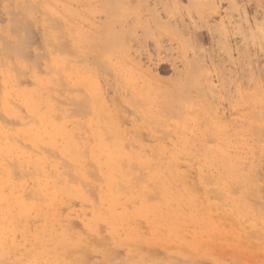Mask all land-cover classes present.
Returning a JSON list of instances; mask_svg holds the SVG:
<instances>
[{"label":"rangeland","instance_id":"374dc122","mask_svg":"<svg viewBox=\"0 0 264 264\" xmlns=\"http://www.w3.org/2000/svg\"><path fill=\"white\" fill-rule=\"evenodd\" d=\"M105 1L0 0V44L16 43L21 49L6 60L0 54V79L5 72L19 73L23 68L25 74L15 86L30 88L34 96L26 100L35 106L28 109L20 97L15 113L18 116L0 109V124L7 132V137L0 139V264H264V0H232L234 6L228 0H213L216 8L203 7L211 14L207 24L197 21L196 10L200 8L189 6L193 8L189 12V7L181 8L186 15L183 20L196 23L193 29L185 30L167 26L173 20L167 17L166 21L161 5L155 6V15L149 0L147 10L154 14L142 9L140 16L134 14V0H126L128 5L123 0ZM109 1L119 2V9L114 4L116 10H111ZM181 2L180 6L188 4L186 0ZM13 16L19 20L18 28L11 32ZM149 17L165 26L151 22ZM145 18L155 27L149 24L138 31L136 20ZM110 22L114 25L112 35L129 43L123 46L111 36V44L107 42L106 49L102 48L106 53L100 55L103 51L97 53L94 39L99 37L94 33ZM130 29L139 34H130ZM140 40L147 48H142ZM137 46H141L140 51ZM156 48L159 50L155 52ZM114 71L120 75L115 76ZM102 107L111 120L109 124L104 115V135L108 125L111 135L112 123L118 126L124 140L132 145L125 147L140 155L139 162H143H133L136 169L123 165V172H114L116 181L124 172L131 173H126L128 179L125 175L129 185L125 188L131 191L120 192L127 200L118 194L119 202L122 199L126 203H116L111 211L113 214L115 209L116 218H123L121 212L128 213L123 221L117 218V223L109 214L106 200V191L112 186L102 176L104 166L100 168L105 154L100 155L103 159L99 157L98 164L90 151L96 146L94 115ZM46 118L59 124L54 123L60 128L54 131L55 138L53 125ZM25 121L37 125L28 128ZM26 132L39 137L32 142ZM70 143L88 156L83 160L79 155L77 162L70 160L65 154V146L71 147ZM170 152L178 153L179 159L173 161ZM143 156L150 158L148 162ZM156 163L165 171V184H161L167 185L166 194L170 192L166 196L174 198L175 203L170 200L167 207L174 218L173 224L168 222L166 226L158 220V213L168 210L156 206L158 192L148 193L141 186L150 174H156L155 167L152 170ZM68 164L71 168L67 176ZM148 164L150 170L139 177L140 184L136 179V184L133 178L143 174ZM86 169L92 170L91 177L85 174ZM68 177H75L76 185ZM174 190H180L177 192L182 196H176ZM171 193L176 197L171 198ZM177 197L179 202L185 199L183 206L181 202L180 208L176 206L179 210L175 207ZM99 198L107 201L101 200L109 209V219L116 223L113 226L111 222L107 225L111 221H107L108 215L105 220L100 214L107 209L104 212L103 206L100 211L103 203ZM188 198L199 200L194 203L197 208ZM143 211L148 214L141 216ZM97 212L101 221L94 216ZM186 215L191 216L190 222ZM92 217L97 221L93 228L88 226H92L90 220L95 221Z\"/></svg>","mask_w":264,"mask_h":264},{"label":"bare ground","instance_id":"6f19581e","mask_svg":"<svg viewBox=\"0 0 264 264\" xmlns=\"http://www.w3.org/2000/svg\"><path fill=\"white\" fill-rule=\"evenodd\" d=\"M110 1H113V0H110ZM109 1V3L108 4H110V5H112V7H110V5H108L109 7H110V9L112 10L113 8H115V7H113V5L115 4V5H117L119 2H116V3H113V2H110ZM115 1V0H114ZM119 1V0H118ZM124 2L126 1V0H123ZM123 1H121V2H123ZM128 1V0H127ZM126 1V3H124V4H127V3H129V2H131V0L129 1V2H127ZM149 1H151L152 2V4H153V11L154 10H156V8H155V6H157V5H161L160 6V8H162L163 9V12H164V14H163V16L165 17V19L168 17L169 19H172L173 20V22H165L166 23V25L167 26H174V28H176V29H178L179 28V30L181 29L182 30V28H183V30H185L184 28H189L190 27V29L192 28L191 26H193L194 27V24L196 25V23L195 22H193V23H186L183 19H184V16L186 17V15H182V11H181V8L182 9H186V8H184V7H196V8H200L199 10L197 9L196 11H197V21H198V23H200L201 21L204 23V24H207L208 22H207V17H209L208 15H211V14H208L207 12H205L204 10H203V7L204 6H206V5H208L209 7L210 6H212V7H214L215 5V3H214V1L213 0H208L209 2H207V0H186L187 2H188V4H190V5H186V3H184L185 5L184 6H180V3H181V5L183 4V2H181L182 0H149ZM213 1V2H212ZM260 1V0H259ZM258 0H257V2H259ZM11 2V1H10ZM105 2H108V0H106ZM180 2V3H179ZM228 2H229V5H233L234 6V4H233V2H232V0H228ZM230 2H232L231 4H230ZM7 3V2H6ZM211 3V4H210ZM214 3V4H213ZM152 4H151V7H152ZM210 4V5H209ZM260 4V3H259ZM5 5V4H4ZM8 5H10V3L9 4H7V7H9ZM119 5L120 4H118V9H119ZM128 5V4H127ZM131 5V4H130ZM129 5V6H130ZM149 2L147 1V0H134L133 1V6L132 7H134V9L136 10V13L134 12V14L137 16V15H139V12H141V10L143 9V10H146V11H148L149 10ZM6 6V5H5ZM121 6H123V5H121ZM126 6V5H125ZM233 6H230V8L231 7H233ZM261 6V5H260ZM15 7V6H14ZM13 7V8H14ZM108 7V8H109ZM187 8V11L189 10V9H193V8ZM209 7H206L207 8V10L209 9ZM257 7V6H256ZM214 8H216V6L214 7ZM214 8H211L212 9V11H214L213 9ZM234 8V7H233ZM232 8V9H233ZM257 8H260V7H257ZM118 9H117V12H118ZM134 9H132V11L134 10ZM148 9V10H147ZM162 9H159V10H161V12H162ZM210 9V10H211ZM236 9V8H235ZM115 10H116V8L114 9V12H115ZM128 10V9H127ZM131 10V9H130ZM190 10V11H191ZM206 10V9H205ZM238 10V9H237ZM257 10V9H256ZM259 10V9H258ZM260 10L262 11V8H260ZM9 11H10V9H9ZM9 11H6V13L7 12H9ZM12 11V10H11ZM108 11H109V9H108ZM145 11V12H146ZM150 11V10H149ZM148 11V12H149ZM157 11V10H156ZM156 11H154V13L156 12ZM184 12H185V10H183ZM212 11H210V13L212 12ZM4 12V11H3ZM152 12V11H151ZM158 12V11H157ZM160 12V11H159ZM162 12V13H163ZM183 12V13H184ZM189 12V11H188ZM215 12V11H214ZM214 12H212V13H214ZM231 12V11H230ZM10 13V15H11V12H9ZM12 13H14L13 11H12ZM150 13V12H149ZM153 12L152 13H150V14H154ZM161 13V14H162ZM216 13V12H215ZM226 13V12H225ZM229 13V12H228ZM5 14V13H4ZM8 14V13H7ZM119 14V13H118ZM185 14V13H184ZM187 14V18H188V15H190V14H188V13H186ZM134 15V16H135ZM141 15V14H140ZM139 15V16H140ZM155 15H156V13H155ZM213 15V14H212ZM135 16V17H136ZM160 16H162V15H160ZM182 16H183V18H182ZM14 17V16H13ZM15 17H17V15H15ZM14 17V20H12V18H10L11 20V22H12V24L14 25V22H15V26H13L12 25V28H11V32H14V31H16V27L18 28V24H17V19L19 20V18H15ZM155 17H157V16H155ZM154 17V18H155ZM153 18V19H154ZM158 18V17H157ZM156 18V19H157ZM192 18H194V17H192ZM138 19V18H137ZM165 19H163L164 21H165ZM189 19V18H188ZM194 19H196V18H194ZM199 19L201 20V21H199ZM209 19V18H208ZM9 20V19H8ZM149 20L151 21V22H155V23H157V25H158V23L160 24V25H164L165 26V24L164 23H160V22H162V21H160V22H157V21H152V19L149 17ZM149 20H146V18H145V20H143L142 22H140V21H138L137 22V20H136V25H135V27H136V29L139 31V27H145V26H148L149 24L151 25V24H153V26L155 25L154 23H151ZM193 20V19H192ZM134 21V20H133ZM166 21H169V20H167L166 19ZM189 21V20H188ZM191 21V20H190ZM195 21V20H194ZM261 22H262V20H261ZM259 23V22H258ZM257 22L255 23L256 25L258 24ZM263 23L264 22H262L261 24L263 25ZM133 24V23H132ZM131 24V25H132ZM170 24V25H169ZM202 24V23H201ZM254 24V23H253ZM261 24H259V25H261ZM11 25V24H10ZM130 25V26H131ZM141 25V26H140ZM254 26L253 25V27L254 28H259L258 26ZM261 25V27H263ZM152 26V27H153ZM155 27V26H154ZM9 28V27H8ZM132 28V27H131ZM114 29V25L110 22V23H107L106 25H103L102 27H99V32L98 33H94L96 36H98L99 38L96 40V39H94V42H95V49L97 50V53L99 54V53H101L102 51H103V49H106L105 47H104V44L106 43L107 44V42H108V44H111V43H109V40H110V38L112 39L113 37H111V36H114V40H116L117 41V43H119V44H121V45H123V46H126V44H128L129 42H127V41H124V40H122L121 41V37L119 36V35H112L113 34V30ZM121 29V28H120ZM136 29L133 31V29H130V31H129V33L131 34L132 32V34H134V33H136L137 31H136ZM145 29H146V31L148 32V28H144V29H142L143 31H145ZM193 29V28H192ZM126 31L125 32H127L128 31V29H125ZM141 30V29H140ZM142 30H141V32H142ZM123 30H121V32H122ZM151 31V30H150ZM144 33V32H143ZM139 33H136V34H134V36L135 35H138ZM141 35H143V34H141ZM23 36V35H22ZM129 37H130V35H128ZM140 36V35H139ZM144 36V35H143ZM127 37V36H126ZM134 38H136V37H134ZM137 38H139V37H137ZM142 38V37H141ZM24 39V38H23ZM127 39H128V37H127ZM133 38H131V40H132ZM146 39V37H144V38H142V40H145ZM130 40V41H131ZM136 40V39H135ZM142 40H140V43H141V41ZM120 41V42H119ZM133 41H134V39H133ZM132 41V42H133ZM137 41V40H136ZM135 41V42H136ZM112 42V41H111ZM121 42H123V43H121ZM124 42L126 43V44H124ZM143 43H141V45H142V48H143V46H145L146 44L144 43V41H142ZM7 43V42H6ZM134 43V42H133ZM137 43H138V41H137ZM140 43H139V45H140ZM147 43V42H146ZM5 44V43H4ZM145 44V45H144ZM132 45V44H131ZM0 46H1V48H0V50L4 53H0L2 56H6L5 57V60H6V58L8 57V58H12V56L14 55V56H16V54L17 53H20L21 52V49L20 48H16V47H19V46H17V44L16 43H11V44H7L6 46H3V45H1L0 44ZM127 46H129V45H127ZM148 46V45H147ZM109 47V46H108ZM108 47H107V49H108ZM130 47V46H129ZM138 47V49L139 48H141V46L139 47V46H137ZM136 47V48H137ZM146 47V46H145ZM145 47H144V49H145ZM91 48H93V47H91ZM103 48V49H102ZM147 48V47H146ZM154 48H155V46H154ZM159 48V47H158ZM158 48H156L155 49V52H156V50L158 49ZM110 49V48H109ZM4 50V51H3ZM102 50V51H101ZM141 49H139V51H140ZM159 50V49H158ZM157 50V51H158ZM108 51V50H107ZM110 51V50H109ZM105 51H103L100 55H102L103 53H104ZM111 52V51H110ZM106 53V52H105ZM104 53V54H105ZM147 52H145V54H146ZM147 55V54H146ZM112 56V55H111ZM1 57V56H0ZM7 58V59H8ZM149 58H151V55H150V57ZM3 64H4V61H3ZM24 67V70H26L27 68V70H30L29 69V67H27V66H23ZM13 72H15V73H13ZM9 73V72H8ZM5 75H3V79L1 80V84L2 85H0V87H1V89H3L4 88V90H0V92H2V97H1V99H0V109H2V110H4L5 112H9V114H11V115H13V116H18V113L17 114H15L16 113V107H17V99L19 98L20 99V97L21 98H23V100L21 101L22 102V104H24L28 109H31V107H32V109H35V106L32 104L31 105V102H28L27 100H26V98H32V96H34L33 94H34V92H32V90H30V88H28V90H27V88L24 86H15L16 84L18 85L20 82H19V80H20V78H21V76H22V74H25V71L23 72V68H20L19 69V73L17 72V71H12V72H10L9 74H7V72H5L4 73ZM114 74H115V76H119L120 75V73H118V72H116V71H114ZM29 76H32V75H29ZM1 78V77H0ZM21 88V89H20ZM175 95V94H174ZM176 97V96H175ZM14 98V99H13ZM175 99H177V98H175ZM178 100V99H177ZM180 105V104H179ZM178 105V106H179ZM175 106V105H174ZM176 107V106H175ZM79 108H82V106H80ZM103 108H105V107H102V109H100V110H97L96 111V113H95V120H94V124H95V128H94V130H93V132H94V136H95V139H96V141H95V144H96V146H94L93 145V147H92V149L90 150L91 151V157L92 158H96V161L98 162V164L100 163V161H99V157H101L102 156V154L104 155V159L101 157V159L100 160H102L103 159V161H102V163H100L101 165H100V168H101V166L103 165L104 166V170H106L105 172L103 171V177H104V175H105V178H106V181H107V183L109 184V185H111L112 187L111 188H109L110 190H107L106 192H108L107 193V195H108V198H106V200H109V204L108 203H106L107 201H105V199H103V201H105V203L106 204H108L107 206L109 207V209H107V206H106V204L105 203H103V201H101L102 199H100L99 198V201L100 202H102L103 204H105V205H103L102 203V206H101V209H100V211L102 212V207L103 206H106V208L104 207V212L106 211L105 209H107V211L104 213V214H106V215H104L103 213H100V212H97V215L94 213V216H96V218H97V220L100 218V216L98 215V213H100V214H102L103 215V217H104V219L106 220L107 218H106V216L108 215V210L110 211V213L109 214H112V209H113V207H114V205L117 203V204H120V203H122L121 201H122V199H121V201L119 202V200H120V197H122V195H124V194H121V193H123L122 191L124 190V192L127 190H129V189H126L129 185H127V181H126V177H127V179H128V177H129V175H131V173L129 174L128 172H126V173H128V174H126L125 172L123 173V174H119L120 176H122V175H124V176H122L121 177V179H118V178H120L119 176H117V179H118V181H116L115 179H114V172L115 173H117V172H121L122 170H124L125 168L123 167V165L125 166V165H127V166H125V167H130V168H134V169H136V166L138 165L137 163L141 160V159H139V157H140V155L138 156L137 154H136V152H133V150L131 151L130 149L128 150L126 147V145L128 144L127 143V139L126 140H124V136H123V132H119L118 130H120V129H118L117 130V127L118 126H116L115 124H113L112 123V125H114V131H113V135H111V134H109L110 132L112 133V131H110L109 129L111 128L110 127V125H108L109 126V128L107 129V128H105V129H107L108 130V133H106L107 135H104V132L102 131L103 129V127L101 126L102 124L104 125L106 122H105V120H104V117L106 116L105 114H104V112H106L107 113V111H105ZM108 114V113H107ZM105 115V116H104ZM39 117H41V118H43L44 119V115L42 114V113H40V115H39ZM108 117L106 116V119H107ZM47 119V118H46ZM48 121H50L51 122V124L53 125V129H52V134H53V138H55V136H56V134L57 133H55L54 131H60V128L57 126L56 127V125L55 124H57L58 122H56L54 119H52V118H50V119H47ZM109 119H107L106 121H108ZM114 121V120H113ZM0 122H1V120H0ZM39 124H40V126L42 127V129H44L45 127L43 126V124H42V122H38ZM55 123V124H54ZM109 124H111V120H109V122H108ZM24 124L26 125V127H28V128H30L31 126H33V125H37V122H32L30 125H28L27 123H26V121L24 122ZM57 125H59V124H57ZM107 124H105L104 126H106ZM111 125V126H112ZM107 126V127H108ZM50 127V126H49ZM49 127H48V129H49ZM94 127V126H93ZM90 129H92L91 127H90ZM105 129H104V131H105ZM32 130H35V129H33L32 128ZM38 130H40V129H38ZM88 130V129H87ZM25 131V130H24ZM92 131V130H91ZM121 131V130H120ZM125 131V130H124ZM31 132V131H30ZM30 132H26V137H27V139H29V140H31L32 142H35V140L39 137V135L38 134H33V133H30ZM35 132V131H34ZM88 132H90V131H88ZM87 132V133H88ZM126 132V131H125ZM5 133H7L6 132V130L3 128V126L0 124V139H4V138H6L7 137V134H5ZM40 133V132H39ZM73 133V132H72ZM86 133V134H87ZM127 133V132H126ZM92 134V133H91ZM91 134H89V135H91ZM71 135V134H70ZM70 135L68 134V138L70 137ZM73 135H75L74 133H73ZM92 135V136H93ZM126 136V135H125ZM127 136H128V133H127ZM126 136V137H127ZM73 137V136H72ZM75 137V136H74ZM71 139V138H70ZM126 141L125 143H124V141ZM98 141V142H97ZM129 141V140H128ZM77 142H79V141H77ZM74 144V143H73ZM73 144H71L70 143V146L71 147H69L68 146V144H66V146H65V154L67 155V157H69L70 158V160H74V162H77L78 160H79V158L81 157V158H83V160L85 159V157H87L88 155H85V154H83V150H78L75 146H73ZM83 144V143H82ZM80 145V144H79ZM129 146H128V148L130 147V148H132V145H130V143L128 144ZM83 146H84V144H83ZM126 146V147H125ZM159 146H160V144H159ZM162 146V145H161ZM160 146V147H161ZM81 147H82V145H81ZM159 147V148H160ZM0 148H1V145H0ZM162 148V147H161ZM96 149H98V150H96ZM124 149L126 150V151H124ZM160 150H162V149H160ZM175 150V149H174ZM130 151L132 152V153H130ZM163 151L164 150H162V153H163ZM177 151H179V150H177ZM176 150H175V152H177ZM174 152V151H173ZM172 152V153H173ZM174 152V153H175ZM180 152V151H179ZM25 153V152H24ZM70 153H73L74 155H72V154H70ZM173 153V154H174ZM21 154V153H20ZM168 154H169V152H168ZM173 154H171V152H170V156L171 155H173ZM178 154V153H177ZM177 154H174L172 157V160L174 161V159L177 161V159H179V155L177 156ZM79 155H80V157H79ZM101 155V156H100ZM165 155V154H164ZM107 156V157H106ZM170 156H169V158H170ZM123 157H125L124 159H123ZM144 157V161L145 160H147L146 162H148V158L146 157V156H143ZM161 157V156H160ZM40 158H43V157H40ZM122 158V159H121ZM162 159H163V156L161 157ZM161 158H158L159 160L161 159ZM150 159V158H149ZM157 159V162L159 161ZM161 159V160H162ZM88 160V159H87ZM142 160H143V158H142ZM80 161V160H79ZM36 162V161H35ZM34 162V163H35ZM52 162V161H51ZM83 162H85V161H82L81 163H83ZM87 162V161H86ZM133 162H136V164H132ZM149 162L150 163H152L151 162V160H149ZM37 163V162H36ZM42 163V162H41ZM47 163H49V162H47ZM139 163H141V162H139ZM143 163V162H142ZM141 163V164H142ZM162 164V167L164 168V167H166L167 168V166L168 167H170L171 166V169H172V165H170L169 166V164H168V161H167V163L165 162V164H167V166L165 165H163V162H161ZM38 164V163H37ZM40 164V163H39ZM85 164V163H84ZM87 165H88V162L86 163ZM144 164H146V163H144ZM153 164H155V163H153ZM159 164V166H161L160 165V162L158 163ZM34 165V164H33ZM69 165V167L68 168H66L67 169V173H65L67 176H68V173L70 174V171H69V168H71V166H70V164H68ZM80 165V163L78 162V163H76L75 164V167L76 166H79ZM135 165V166H134ZM151 165V164H150ZM149 164H148V166H144V165H142V166H138L139 168H137V170H138V172L140 171L139 169H143V166L144 167H146V169L147 170H142L143 171V174L141 175L140 173L137 175V177L136 178H133L134 180H136V179H138V181H139V184L141 183L140 181L141 180H139V179H141V178H139V177H142L143 175L145 176L146 174V172L145 171H147L148 172V170H150V166ZM156 165H157V163H156ZM35 166V165H34ZM84 166H86V165H84ZM89 166V165H88ZM88 166H87V168H88ZM121 166V167H120ZM150 166V167H149ZM153 166V168H152V170L154 169V167H155V169H156V167H157V169H159L158 171H156L155 172V169L153 170V172L154 173H156V174H153V175H155V176H153V175H151L150 174V172L151 171H149V173L148 174H150V177H148V179L146 178L145 179V181H146V184H144V185H142L141 184V186L143 187L142 189L143 190H145V191H147L148 193H153V191H155V192H158V195H157V204H156V206H162L163 208H166V209H168L167 210V212L165 211V213H162L161 211L158 213V215H159V221L162 223V225H164V226H166V225H169V224H166V223H170V224H173L172 222V218H174L172 215H174V214H172L171 215V217H170V214H171V210L169 209V208H167L168 206H169V204H170V200L173 202V204H175L174 203V198L173 199H169V197L170 196H166V195H169L168 193H170V192H168L167 194H166V188L167 187H165V186H167V185H163V184H161V183H164V181H163V179H162V177H163V175H162V171H163V168L160 170V167L157 165V166H154V165H152ZM27 167V166H26ZM36 167V166H35ZM81 167V166H80ZM79 167V168H80ZM99 167V166H98ZM147 167H149V169L147 168ZM46 168V167H45ZM122 168H124V169H122ZM165 168V169H166ZM84 169V168H83ZM99 169V168H98ZM121 169V170H120ZM127 169V168H126ZM145 169V168H144ZM156 169V170H157ZM164 169V170H165ZM174 169V171H176V174L177 175H179L180 177H183V174H181L180 172H177V169H175V167L173 168ZM37 170V169H36ZM47 170H49V169H47ZM99 170H103V168L102 169H99ZM43 171H45V170H43ZM66 171V170H65ZM89 171H90V173H89ZM92 170H87L86 169V171H84L85 172V174H87V172H88V174L90 175V177L92 176V172H91ZM127 171V170H126ZM133 171V170H132ZM141 171V172H142ZM161 173H160V172ZM166 171L168 172V171H170V168H168V170L166 169ZM174 171H170V172H168L169 174H172V175H175V173H174ZM37 172H39L38 170H37ZM42 172V171H41ZM50 172V171H49ZM73 172V171H72ZM100 172V171H99ZM98 172V173H99ZM123 172V171H122ZM165 171H163V173H164ZM48 173V172H47ZM152 173V172H151ZM49 174V173H48ZM51 174V173H50ZM49 174V175H50ZM87 174V176L89 177V175ZM74 175H75V173H74ZM77 175V174H76ZM116 175H118V174H116ZM125 175H128V176H126L125 177ZM132 175H133V173H132ZM140 175V176H139ZM70 177H72L71 175H69ZM135 176V175H134ZM49 177H52V174L49 176ZM80 177V176H79ZM96 177V179H100L99 177L100 176H98L97 177V175L95 176ZM102 177V178H103ZM125 177V179L123 180V178ZM83 178V177H82ZM132 178H130L131 180H133ZM164 179L166 180V178L164 177ZM170 179V178H169ZM175 179H177V178H175ZM68 180L70 181V183H72L73 182V180L75 181V182H73L74 183V185H76L75 183H76V180H75V177H73V179L71 180V178L69 179V177H68ZM67 179L66 180H64L65 181V184L67 185L68 183L67 182H69ZM101 181V180H100ZM104 181H105V179H104ZM103 181V182H104ZM137 181V180H136ZM138 181H137V183L136 184H138ZM166 181H169V180H166ZM81 182H83L82 184V186H84V181L82 180ZM171 182V181H170ZM170 182H168V184H170ZM180 182V181H179ZM128 183H129V181H128ZM167 183V182H166ZM181 183V182H180ZM86 184V183H85ZM133 184V183H132ZM132 184H130V187H131V185ZM165 184V183H164ZM71 185V184H70ZM104 185H106V183L104 184ZM181 185V184H180ZM100 186H102L101 184H100ZM141 186H140V188H141ZM105 186H103L102 188H104ZM106 187H107V185H106ZM126 187V188H125ZM139 187V186H138ZM169 187V186H168ZM70 188V187H69ZM72 188V187H71ZM99 188V187H98ZM108 188V187H107ZM85 189V188H84ZM100 189V188H99ZM136 189L138 190V188H137V186H136ZM170 189V188H169ZM173 189H174V186H173ZM102 190V189H101ZM168 190V189H167ZM172 190V189H171ZM84 191V190H83ZM100 191V190H99ZM127 191H126V193L125 194H127ZM129 191H131V188H130V190ZM128 191V192H129ZM170 191V190H169ZM175 191H176V193H175ZM177 191H180V190H174V193H175V195L176 194H178L179 192H177ZM101 192V191H100ZM121 192V193H120ZM105 193V192H104ZM103 193V194H104ZM121 194V196L119 197L118 196V194ZM132 193V192H131ZM101 194V193H100ZM106 194V193H105ZM137 194V193H136ZM183 194V193H182ZM106 195V196H107ZM110 195V196H109ZM128 195H130V193L128 194ZM134 195V194H133ZM138 195V194H137ZM171 195H173V196H171V198L172 197H176V196H178V195H176V196H174V194H172L171 193ZM181 195V194H180ZM179 195V196H180ZM187 195V194H186ZM130 196H131V198H130ZM128 198H130V201H131V199L133 198L132 197V194L130 195ZM152 196H154V195H152ZM178 196V197H179ZM182 196V195H181ZM180 196V197H181ZM102 197V196H101ZM124 197L126 198L125 200H127V197L124 195ZM123 197V198H124ZM139 197V196H138ZM178 197L176 198V205H175V207L176 206H178L179 208L181 207L180 206V204H182V206H183V203H185V199H183V201L182 200H180V202L178 201ZM184 197V196H183ZM105 198V197H104ZM119 198V199H118ZM186 198V197H185ZM179 199H181V198H179ZM199 199H201V197L199 198ZM125 200H123V203H124V201ZM193 200V199H192ZM133 201V200H132ZM134 201H136V200H134ZM133 201V202H134ZM187 201H189V202H193L192 204L194 205V203H195V205H196V203L199 201H195L194 202V200L193 201H191V199H189L188 198V200ZM99 202V203H100ZM128 202V201H127ZM183 202V203H182ZM188 202V204H189V206H193L191 203H189ZM201 202H203V199L201 200ZM122 203V204H123ZM125 203H126V201H125ZM124 203V204H125ZM180 203V204H179ZM129 204H131V203H129ZM172 204V203H171ZM187 204V205H188ZM202 203H200V205H201ZM110 205H112V208L110 207ZM127 205V204H126ZM185 205V204H184ZM186 205V206H187ZM194 205V206H195ZM198 205V204H197ZM100 206V205H99ZM178 207H176V209L178 208ZM196 207V206H195ZM194 207V208H195ZM100 208V207H99ZM179 208H178V210H179ZM197 208V207H196ZM195 208V209H196ZM191 209H193V207L191 208ZM194 210V209H193ZM168 211L170 212V213H168ZM108 212V213H107ZM114 212H116L115 211V209H114V211H113V214H112V218H113V220L116 218L115 216H116V214L114 213ZM194 212V211H193ZM127 212H123V214H122V212L120 213L122 216H123V218L124 219H126L127 218V216L126 215H128V213L126 214ZM141 213V214H140ZM140 213H137L138 215L140 214L141 216H144L145 214L147 215L148 214V212L147 211H143V212H140ZM187 213V212H186ZM192 213V212H191ZM190 213V214H191ZM195 213V212H194ZM193 213V214H194ZM136 214V215H137ZM197 214V213H196ZM118 215V214H117ZM120 215V216H121ZM93 216V215H92ZM93 216V217H94ZM109 216L111 217V215H108L107 217H108V219H107V221L108 220H110L111 219V221H109L108 222V224L106 223V221H105V223L107 224V225H109L110 224V222H111V224H110V226H113L114 224H116L120 219L122 220L123 218H121V217H119L118 218V216H117V218L119 219H117L116 218V223H114L113 221H112V218H110L109 219ZM182 216H184V215H182ZM188 215H186V220L188 221L190 218H191V216H190V218H188L187 217ZM192 216H194V215H192ZM92 217V218H93ZM115 217V218H114ZM126 217V218H125ZM180 217V216H179ZM198 217V214L196 215V218ZM91 218V219H92ZM96 218H93L95 221H93V220H90V222H92V223H94V226H93V224L91 223V225L92 226H90V223L88 224V226L89 227H95V224H96ZM102 218V217H101ZM129 218V217H128ZM161 218V219H160ZM176 218H178V217H176ZM184 218H185V216H184ZM172 219V220H171ZM181 219V218H180ZM194 219H195V216H194ZM193 219V217H192V219L191 220H194ZM198 219H199V217H198ZM197 219V220H198ZM102 219H99L98 221H101ZM118 220V221H117ZM174 220H176V219H174ZM184 220V219H183ZM186 220H184V221H186ZM104 221V220H103ZM123 221V220H122ZM121 221V222H122ZM186 221V222H187ZM176 222H178V219L176 220ZM175 222V223H176ZM183 221H182V219L180 220V223H182ZM185 222V223H186ZM188 222H190V220L188 221ZM194 222V221H193ZM209 222V221H208ZM113 224V225H112ZM177 224H179V223H177ZM177 224H176V226H177ZM178 227H181V225L179 224V226ZM112 230H114V228L112 227L111 228ZM175 230V229H174ZM179 233V232H178ZM182 238V237H181ZM182 240V239H181Z\"/></svg>","mask_w":264,"mask_h":264}]
</instances>
